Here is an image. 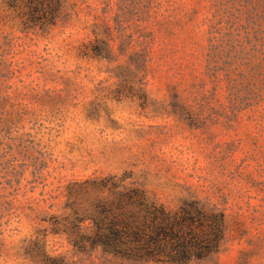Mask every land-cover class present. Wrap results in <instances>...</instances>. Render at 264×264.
<instances>
[{
  "label": "rangeland",
  "instance_id": "374dc122",
  "mask_svg": "<svg viewBox=\"0 0 264 264\" xmlns=\"http://www.w3.org/2000/svg\"><path fill=\"white\" fill-rule=\"evenodd\" d=\"M92 180L264 264V0H0V264H166L79 251Z\"/></svg>",
  "mask_w": 264,
  "mask_h": 264
},
{
  "label": "trees",
  "instance_id": "16d2710c",
  "mask_svg": "<svg viewBox=\"0 0 264 264\" xmlns=\"http://www.w3.org/2000/svg\"><path fill=\"white\" fill-rule=\"evenodd\" d=\"M90 183L101 194L80 215L90 221V232L81 228L74 245L81 252L100 249L131 263L156 262L191 264L219 251L224 239L225 220L221 213L190 204L172 212L151 201L137 187L108 189L104 180ZM109 190V194L104 195ZM78 214V213H76ZM54 264L58 260L53 259Z\"/></svg>",
  "mask_w": 264,
  "mask_h": 264
}]
</instances>
